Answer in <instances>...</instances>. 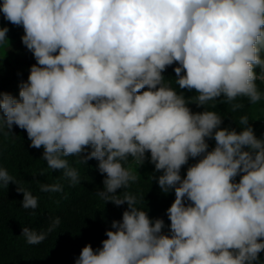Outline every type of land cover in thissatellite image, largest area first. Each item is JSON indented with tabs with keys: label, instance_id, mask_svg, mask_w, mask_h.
I'll return each instance as SVG.
<instances>
[{
	"label": "clouds",
	"instance_id": "clouds-1",
	"mask_svg": "<svg viewBox=\"0 0 264 264\" xmlns=\"http://www.w3.org/2000/svg\"><path fill=\"white\" fill-rule=\"evenodd\" d=\"M0 13L23 27L21 42L36 60L19 98L0 92V130H25L47 167L73 186L80 177L66 157L96 159L105 177L96 195L127 205L102 247L85 245L75 264H264V139L247 116L237 132L206 107L264 98L256 83H264V0H3ZM8 31L0 27V43ZM174 63L175 85L196 95L186 99L162 75ZM189 103L205 110L193 113ZM146 153L162 172L153 177L161 191L174 190L170 235L126 191L138 177L125 162L142 165ZM190 158L199 159L182 178ZM9 182L0 167V186ZM40 189L63 191L59 183ZM17 192L24 209L38 207L31 191ZM60 223L22 235L37 245Z\"/></svg>",
	"mask_w": 264,
	"mask_h": 264
},
{
	"label": "trees",
	"instance_id": "trees-1",
	"mask_svg": "<svg viewBox=\"0 0 264 264\" xmlns=\"http://www.w3.org/2000/svg\"><path fill=\"white\" fill-rule=\"evenodd\" d=\"M3 0H0L2 5ZM0 27H7V39L11 44L6 47V57H0V92L10 93L19 98V85L27 82L30 67L36 63L32 53L21 42L24 35L22 26H15L3 19L0 13ZM174 63L162 73L166 80L172 81V86L182 92L187 99L197 93L179 89L175 85L176 75ZM260 70L259 68H257ZM257 86L264 93V83L257 81ZM147 90L142 89L141 91ZM233 103H240L243 107L232 110ZM214 105V106H213ZM193 113L202 112L204 107L195 103L187 105ZM208 110L215 111L222 117L221 128L242 131L240 119L247 116L249 125L259 138L258 128L264 121V98L252 104L246 97H238L236 101L228 103L223 98L210 101L206 105ZM2 114V113H0ZM209 151L215 147L214 139H208ZM31 141L25 130L13 125L11 130L6 127L0 130V167L6 169L16 183L9 182L7 186H0V264H75L82 248L91 244L93 249L102 247V241L107 239L105 232L111 230L113 220L121 221L122 213L127 205L115 206L105 202L97 192L103 190L104 175L98 171V161L90 159L86 163L79 157H66L70 167H74L80 177V182L72 185L63 174V170H52L42 159L43 148L30 147ZM91 149L89 148L88 151ZM82 155H86L83 153ZM146 161L139 165L132 158L125 162V166L133 170L138 179L130 183L126 191L137 196L140 201L138 207L146 209L150 219H163L165 227L162 234L170 235V220L167 209L175 199L174 190L165 194L158 186L156 179L162 172H156L150 162V153H146ZM199 158H190L181 168L182 178L186 176L189 166L195 164ZM42 173V174H41ZM240 179L236 177V182ZM59 183L63 187L61 192H43L41 184ZM17 187L32 192L38 198L36 209L22 207L23 194L17 192ZM123 189H118L117 194ZM60 218V225L40 244L30 245L22 235V229L28 227L37 232L47 231L52 220ZM264 261V251L259 254Z\"/></svg>",
	"mask_w": 264,
	"mask_h": 264
},
{
	"label": "rangeland",
	"instance_id": "rangeland-1",
	"mask_svg": "<svg viewBox=\"0 0 264 264\" xmlns=\"http://www.w3.org/2000/svg\"><path fill=\"white\" fill-rule=\"evenodd\" d=\"M11 44V40L7 39L6 41L0 43V57H6V47ZM262 58H264V54H262ZM259 138L264 139V121L258 128Z\"/></svg>",
	"mask_w": 264,
	"mask_h": 264
},
{
	"label": "built area",
	"instance_id": "built-area-1",
	"mask_svg": "<svg viewBox=\"0 0 264 264\" xmlns=\"http://www.w3.org/2000/svg\"><path fill=\"white\" fill-rule=\"evenodd\" d=\"M254 70L257 72V74H259L260 70H258L257 68H256V69H254Z\"/></svg>",
	"mask_w": 264,
	"mask_h": 264
}]
</instances>
